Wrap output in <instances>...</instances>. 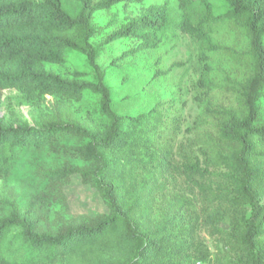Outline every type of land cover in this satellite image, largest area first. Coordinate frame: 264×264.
<instances>
[{"label":"trees","instance_id":"16d2710c","mask_svg":"<svg viewBox=\"0 0 264 264\" xmlns=\"http://www.w3.org/2000/svg\"><path fill=\"white\" fill-rule=\"evenodd\" d=\"M74 1L78 6L75 16L62 0H0V91L16 90L28 103L46 96L78 101L90 92L100 98L99 111L106 122L100 129H90L59 121L4 125L0 119V180L11 175L19 153L51 147L68 136L83 138L87 145L76 148L74 155L90 165L88 170H61L44 176L53 184L67 179V174L89 179L110 215L90 226L68 227L53 235L40 232L34 220L12 212L0 218V264H55L72 259L85 264H225L226 256L219 251L213 260L201 229L206 227L211 237H218L222 235L218 225L226 217L231 227L229 249L244 264H264V250L258 247L264 236V191L260 193L264 171L250 165L252 158L264 155V126H258V102L264 92V0H164L146 8L105 41V46L127 39L139 42L113 62L111 67H115L133 55L158 50L167 35L187 36L198 47L196 88L209 99L217 89L210 55L221 49L213 42L215 28L235 25L249 40L253 73L241 87L247 113L239 118L225 112L220 133L238 148L227 156L214 151L211 162L236 173L239 198L248 201L250 210L226 215L204 208L188 220L173 215L156 227H146L134 207H126L118 182L153 167L168 174L169 152L158 155L152 137L170 124L179 132L180 118L159 106L135 117L118 115L112 108V91L105 84L107 70L97 64L99 51L90 44L96 35L95 14L147 0ZM71 53L86 58L94 82L70 84L47 71L48 66L63 67ZM210 108L208 101L205 115H212ZM181 172L202 174L199 159L189 157Z\"/></svg>","mask_w":264,"mask_h":264},{"label":"rangeland","instance_id":"374dc122","mask_svg":"<svg viewBox=\"0 0 264 264\" xmlns=\"http://www.w3.org/2000/svg\"><path fill=\"white\" fill-rule=\"evenodd\" d=\"M62 2L64 8L75 16L78 11L75 1ZM163 2L147 0L128 8L120 5L98 12L92 19L96 35L90 44L99 51L97 64L107 70L105 84L112 91L113 110L121 116L135 117L159 106L180 118L179 132L170 124L152 137L158 155L169 152L168 174H160L153 167L146 173L130 175L118 182L119 194L127 208L134 207L137 218L146 227H156L173 215L188 220L204 208L238 215L250 210V205L239 198L237 175L227 167L213 164L211 158L214 151L227 156L238 148L224 141L220 133L226 119L225 112H232L239 118L247 113L241 87L251 78L254 64L245 33L232 24L215 28L213 42L221 49L210 55L215 69L212 80L217 89L209 99L196 88L200 69L198 47L181 34L167 35L158 50L133 55L111 67L116 59L137 47L139 42L127 39L105 46V41L122 26L138 18L146 8ZM47 71L59 74L70 84L95 81L86 58L78 53L69 54L63 67L48 66ZM99 101L98 96L85 92L78 101L46 96L28 103L16 90L0 91V119L4 125L34 126L59 121L100 129L106 120L100 114ZM208 101L213 110L211 116L205 115ZM258 106V126L262 127L264 92ZM86 145L83 138L68 136L51 147L19 153L11 175L0 180V218L13 212L37 222L40 232L58 235L68 227L90 226L96 220L108 217L107 203L89 179H83L79 174H67V179L53 184L44 176L61 170H88L90 165L74 155L76 148ZM189 157L199 159L202 174L181 172ZM250 165L264 171V155L252 158ZM227 218L218 225L222 235L211 237L212 231L202 227L201 236L213 260L219 251L226 256L225 264H244L228 247L231 227ZM258 242V247L264 250V236ZM55 264L85 263L72 259Z\"/></svg>","mask_w":264,"mask_h":264}]
</instances>
